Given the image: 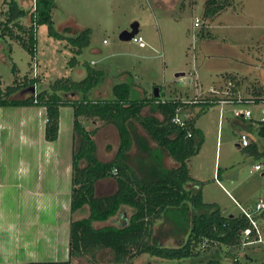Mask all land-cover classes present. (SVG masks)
I'll list each match as a JSON object with an SVG mask.
<instances>
[{
    "label": "rangeland",
    "instance_id": "obj_1",
    "mask_svg": "<svg viewBox=\"0 0 264 264\" xmlns=\"http://www.w3.org/2000/svg\"><path fill=\"white\" fill-rule=\"evenodd\" d=\"M17 2L23 9L31 10L32 0ZM8 9L6 0H0L1 88L12 86L18 76L20 81L35 79L38 92L50 90L59 80L83 79L85 64H90L106 73L96 92H91L93 98L112 97L113 87L124 82L132 85L134 99L151 98L160 87L163 99L182 102H191L195 97L225 99L232 78L241 83V98L251 97L254 85L264 89V0H234L213 19L204 17L205 0H55L54 27L59 30L70 23L71 37L89 29L90 45L76 54L69 40L51 37L49 26L43 25L37 31L35 56L18 41L2 36ZM198 19L201 26L195 28ZM134 22L140 23L143 46L120 39L121 33ZM74 57L77 63L73 65L70 62ZM179 73L185 76L177 78ZM245 108L216 103L202 113L200 106L192 105L179 113L183 119L192 117L196 128L204 133L200 151L189 162L193 185L202 191L205 203L216 204L226 216L250 211L255 217L257 202L264 198V170L254 167L261 157L238 147L241 131L248 122L236 118L234 112ZM251 108L260 120L264 104ZM142 114L158 115L152 107L145 108ZM81 121L88 130L97 129L99 157L106 162L114 160L120 145L117 128L99 120ZM258 132L253 131L251 138L264 150V138ZM134 137L128 162L144 179H152L158 165L152 150L157 144L138 123L134 124ZM164 164L176 165L169 156ZM116 189L114 180L103 181L98 184V195L113 194ZM6 206L0 204V263L69 261L72 215L66 201L62 200L60 206L46 207L39 226L29 224L25 233L19 231L18 235L16 231L10 235L7 229L13 223L1 216L5 215ZM173 227V223L165 221L162 228L161 224L156 226L157 232H165L163 243L169 246H174L179 237L172 233ZM258 228L259 239L234 250L240 264H264V218L258 222ZM96 258L99 263L113 264L107 250L99 251ZM90 260L91 256H86L74 258L71 263L87 264ZM125 264L167 263L142 255Z\"/></svg>",
    "mask_w": 264,
    "mask_h": 264
},
{
    "label": "trees",
    "instance_id": "obj_2",
    "mask_svg": "<svg viewBox=\"0 0 264 264\" xmlns=\"http://www.w3.org/2000/svg\"><path fill=\"white\" fill-rule=\"evenodd\" d=\"M233 1L205 0L204 17L213 19ZM6 3L9 9L6 22L2 23V36L18 41L33 56L37 52V31L43 25L49 26L51 37L69 40L76 54H81L90 45L89 29L71 37L70 23L63 24L65 27H59V30L54 27L55 0H37V9L33 12L23 9L17 0H6ZM25 18L29 19L28 23L23 22ZM70 63H77L76 57ZM13 71L17 74L18 69L14 67ZM85 71L81 80H59L50 90L36 93L26 91L37 85L35 79L20 81L18 76L12 86L0 87V107L46 108L45 138L48 142L59 139L60 109L72 107L75 113L69 261L0 264H72L74 258L86 256H91L87 264H102L96 257L104 250L110 252L113 264H125L142 255L167 264H240L234 250L259 239L258 222L264 218V211L255 215L252 221L245 214L226 216L216 204L205 203L202 191L193 185L195 180L189 169L191 158L198 154L204 143V133L196 128L192 117L185 119L186 127L173 123L182 109L200 106L202 113L221 99L205 97L197 103H193L195 99L182 102L166 100L161 95L155 97V92L151 98L134 99L132 85L126 82L113 87L112 97L93 98L91 92L101 84L106 73L90 64H85ZM232 79L225 100L237 102L241 83ZM251 94V97L243 98L242 104L250 100L259 104L264 99L262 87L254 85ZM147 107H152L160 116H144L142 113ZM81 118L99 120L117 128L120 145L114 160L106 162L99 157L97 129L88 130ZM246 121L247 131L253 132L257 122ZM135 123L141 125L157 144L152 150L158 162L152 179H144L128 162L135 144ZM258 124L259 136L264 138V123L258 121ZM245 149L264 156V151L259 153L256 143ZM166 156L176 163L174 167L164 164ZM107 180L115 181L116 191L98 195V184ZM80 214L86 215L77 218ZM164 221L173 223L172 233L179 236L174 246L163 243V230L156 231V226L161 224L162 228ZM247 229H252L250 241L241 235Z\"/></svg>",
    "mask_w": 264,
    "mask_h": 264
},
{
    "label": "crops",
    "instance_id": "obj_3",
    "mask_svg": "<svg viewBox=\"0 0 264 264\" xmlns=\"http://www.w3.org/2000/svg\"><path fill=\"white\" fill-rule=\"evenodd\" d=\"M246 106L252 110V105ZM253 118L257 122L253 131L259 130L260 120L254 113ZM46 121V108L0 107V204L7 205L5 215L1 213L4 221L13 223L7 229L10 235L25 233L29 224L39 226L48 206H60L62 200L71 206L74 109H60L56 142L45 138ZM241 132L249 133L250 138L253 133L247 129ZM255 142L251 138V143ZM263 151L259 148V153Z\"/></svg>",
    "mask_w": 264,
    "mask_h": 264
},
{
    "label": "built area",
    "instance_id": "obj_4",
    "mask_svg": "<svg viewBox=\"0 0 264 264\" xmlns=\"http://www.w3.org/2000/svg\"><path fill=\"white\" fill-rule=\"evenodd\" d=\"M32 2L33 3H32V7H31L30 12H33V11H35L37 9V0H32ZM200 26H201V20L198 19L195 22V28H198ZM133 42H135V43H137V44H139L141 46L144 45L143 38L139 34L133 39ZM242 100H243V98H241V97H239V100L237 102L234 101V100L221 99V100H219L218 103H220L221 105H229V104H231V105H237V106L246 107L245 109H236L235 112H234L235 117L236 118H243V119L250 120V121H254L253 111L250 108H248L246 105H258V104L256 103L255 100H250V101H248L247 104H242ZM197 102H199V98L195 97V100L193 101V103H197ZM259 104L263 105L264 104V99ZM260 122L264 123V116L260 119ZM173 123L175 125H179L181 127H186L187 126V123H186L185 119L181 118L179 115L176 116L173 119ZM189 136L191 137L192 134L190 133ZM250 145H251V138H250L249 133L241 132V137H240V146H241V148H247ZM254 167H255V169L257 171L264 170V156L261 157V161L260 162L255 163ZM263 211H264V198H260L258 200V202H257V213H260V212H263ZM244 214H245V216L247 218H249V219H251L253 221V214L250 211H245ZM253 225L257 228V225H256L255 222H253ZM241 235L246 241H250L251 236H252V229H247L245 231H242ZM252 242H250V243H252ZM250 243H248V244H250Z\"/></svg>",
    "mask_w": 264,
    "mask_h": 264
},
{
    "label": "water",
    "instance_id": "obj_5",
    "mask_svg": "<svg viewBox=\"0 0 264 264\" xmlns=\"http://www.w3.org/2000/svg\"><path fill=\"white\" fill-rule=\"evenodd\" d=\"M139 33H140V23L134 22L129 30H125L121 33L120 39L123 42H131ZM183 76H185V73H179L176 75L177 78H181ZM26 91L36 93V86H32ZM154 92H155V97H159L161 95L159 87H157Z\"/></svg>",
    "mask_w": 264,
    "mask_h": 264
}]
</instances>
